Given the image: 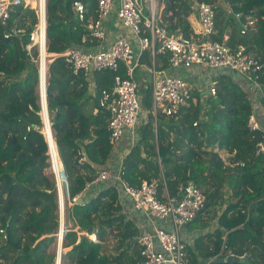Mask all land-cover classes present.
<instances>
[{
  "label": "trees",
  "instance_id": "obj_1",
  "mask_svg": "<svg viewBox=\"0 0 264 264\" xmlns=\"http://www.w3.org/2000/svg\"><path fill=\"white\" fill-rule=\"evenodd\" d=\"M76 1L85 5L86 23L97 19L96 0H48L49 54L76 48L88 52L101 44L78 21L73 7ZM195 1L213 5L216 21L223 22L219 0H161L160 25L170 35L197 37L187 21L197 11ZM225 2L242 25L240 35L230 36L226 43L232 48L246 47L261 67L264 85V0ZM37 24L35 11L24 7L11 10L6 28L0 23V264H56L57 259L51 249L60 228L59 199L56 181L45 173L52 163L45 138L48 132H42L47 117L41 115L37 94L39 51L23 48L31 43ZM6 30H22V34L5 40ZM214 40L224 42L219 32ZM47 58L44 62L48 63ZM170 58L169 52L157 55L156 68L171 70ZM152 62L151 52H144L142 66ZM116 76L127 77L125 66L115 72H95L88 79L83 73L73 74L66 60L57 58L41 88L44 98L47 87L56 161L58 168L60 160L63 165L69 202L66 225L71 227L65 235L61 230L59 236L64 249L61 264H138L141 260L136 243L139 229L124 214L117 186L106 185L80 204L73 201L112 157L108 118L100 113L92 92L113 91ZM214 78L217 95L207 99L209 107L203 106L202 95L193 87L198 104L183 108L174 118L155 117L152 85L147 81L140 86L138 140L123 159V178L133 187L159 180L160 191L167 188L176 197L181 196V187L189 188L193 182L206 195L199 228L205 230L215 223L213 233L195 243L203 258L210 261L248 254L252 264H264V153H258L264 133L248 129L253 96L244 91L239 77L223 70L214 72ZM221 151L228 154L227 160ZM110 239L114 240L113 254L105 250ZM205 239L210 240L207 245Z\"/></svg>",
  "mask_w": 264,
  "mask_h": 264
},
{
  "label": "built area",
  "instance_id": "obj_2",
  "mask_svg": "<svg viewBox=\"0 0 264 264\" xmlns=\"http://www.w3.org/2000/svg\"><path fill=\"white\" fill-rule=\"evenodd\" d=\"M96 1L98 17L90 23H86L85 5L81 1H76L73 6L78 21L101 43L99 47L88 52L76 48L60 54L48 53V0H0V23L7 24L11 10L15 7L35 11L38 24L31 33V43L23 48L29 52L34 49L39 51L40 76L44 73L46 84L49 67L48 63L44 62V57L64 58L73 74L83 73L88 79L95 72L103 70L115 72L120 66H125L127 77H114L113 91L104 90L100 94V112L108 118L110 142L114 147L128 132L131 135L132 147L138 140L142 100L139 93L141 85L135 73L140 67H145L142 66L141 59L146 51L151 52L153 59L149 75L153 97L152 113L155 117L163 114L174 118L183 108L198 104V99L193 98L192 94L193 87L197 86L193 85L186 75H171L167 70L156 68L155 57L169 52L171 70L182 69L188 71V74L195 68L214 72L228 70L235 73L245 86L244 91L253 96L254 110L248 120V129L264 133V85L259 75L261 67L245 46L232 48L226 42L214 40L218 30L213 5L207 3L197 5L201 31L196 33L197 37L188 38L170 35L169 31L160 25L161 0ZM113 13L117 16L122 29L128 32V36L110 38L112 34L106 28L105 22ZM246 28L247 26L243 27V33ZM19 34H22V30L13 32L6 30L4 38L8 40ZM205 84L208 86L207 98L215 97L216 81L211 79ZM41 88L40 85V95ZM197 124L195 123V126ZM258 153H264V143L259 144ZM60 177L64 182L63 170ZM93 185H99L100 189L106 185L117 186L121 194L131 201L134 209L146 216L147 222L138 226L139 235L136 243L141 253L138 264H192L183 231L206 205V195L201 189L195 187L189 191L187 187H181L179 189L181 196L176 197L171 196L167 188L161 192L160 181L156 179L143 181L140 186L133 187L123 178L122 165L118 168L106 166L98 171L96 180L89 183L73 201L78 203L80 199L83 200V194ZM164 185L166 187L165 182ZM59 209L60 213L62 209L65 212V201L63 204L61 199ZM68 229L66 227L67 231ZM245 256L249 257L248 254Z\"/></svg>",
  "mask_w": 264,
  "mask_h": 264
},
{
  "label": "crops",
  "instance_id": "obj_3",
  "mask_svg": "<svg viewBox=\"0 0 264 264\" xmlns=\"http://www.w3.org/2000/svg\"><path fill=\"white\" fill-rule=\"evenodd\" d=\"M198 3L195 1V8L197 9ZM217 7L223 12V22L219 21L217 22V30L219 32V38H221L224 42H227L230 40V36H236L238 37L241 33V23L239 22V18L236 17L231 8L228 7L226 4L225 0H219L217 2ZM162 8V6H161ZM162 11V9H161ZM113 16V15H112ZM114 17L109 18L107 21L113 20ZM105 22V25L107 23ZM187 21L189 22L191 28L195 33H199L201 31L200 29V24H199V19H198V12L195 11L191 16L188 17ZM229 22V23H228ZM228 23V24H227ZM196 25V27H194ZM111 39L114 38L115 36H128V32L126 30H122V32H119L117 34L111 33ZM57 59V58H56ZM153 63V62H152ZM152 63L150 66H152ZM150 66H145L141 68L136 75V78L138 79L140 85H146L147 81H150V75H149V67ZM167 72L171 75H177V76H185L191 80L193 85L197 86L201 84L202 87L205 86V82L210 81L211 79L216 80L214 78V72L210 70H203V69H192L189 74L188 71L184 70H167ZM219 74V72H218ZM94 95H100L96 94L95 91L92 92ZM101 113V112H100ZM131 135L130 133H126L125 136L123 137V140L114 147L112 157L108 163L107 166H113L114 168H118L122 165L123 159L125 158L126 155L129 154L131 148H132V141H131ZM60 167V174L62 172V166H61V161L58 163ZM100 190L99 185H93L88 190L85 191L83 194V198L85 200L92 199L95 197ZM122 204L124 207V214L127 216L128 219L133 220L136 222L137 227L142 224L146 223V216L144 213H140L136 211L129 199L123 194L122 196ZM65 201V200H64ZM205 214V211L203 215ZM202 215V216H203ZM61 216V215H60ZM202 216L198 217L197 219L193 220L188 226L184 227L183 231V238L184 240L188 243V248H189V259L191 263L195 264H210L205 258H203V253L201 249L195 248V243L197 239L201 236H204L208 233H213V230L215 228V223L212 222L210 227H208L205 230H202L197 226V222L199 218ZM65 218V214H64ZM66 226V225H65ZM70 226V225H69ZM71 227V226H70ZM69 228V227H68ZM139 229V228H138ZM66 230V227H65ZM67 231V230H66ZM59 238V235H58ZM97 239V238H96ZM209 239H205L204 244L209 243ZM108 243V242H107ZM113 246V253L114 251V240L111 242ZM203 248V252L206 249L205 247ZM214 260V259H213Z\"/></svg>",
  "mask_w": 264,
  "mask_h": 264
},
{
  "label": "water",
  "instance_id": "obj_4",
  "mask_svg": "<svg viewBox=\"0 0 264 264\" xmlns=\"http://www.w3.org/2000/svg\"><path fill=\"white\" fill-rule=\"evenodd\" d=\"M6 27L7 26L5 25V28ZM45 79L46 78H45V75L43 73V75L41 76V84H40L41 86L42 85H46ZM100 99H101L100 95H97L98 107H100ZM41 106H42V114H44L47 117V120L44 121V125H45L44 130L48 131V135H45L44 132H43V134L45 135L46 141L49 144V148H50L49 153H50V156H51L52 169L54 171V176H55V179L57 181L58 197H59V199H61V197L63 195L62 184H61V181H60L61 174L59 172V168H58L57 161H56V144L54 142L53 132H52L51 124H50V115H49V109H48V103H47V88H45V96L41 100ZM31 128L35 129V126H32ZM54 144H55V146H54ZM61 166H62V170H64L62 162H61ZM194 188H195L194 183L193 182L190 183L189 188H188L189 191H192ZM78 203L79 204L82 203V199H80L78 201ZM205 209H206V205H205L204 209L201 210L198 213V216L196 217V219L203 215ZM59 211H60V209H59ZM64 214L65 213L63 212V209H62V212L60 213L61 216H60V228H59V234H58L59 236H60L61 230L63 232H65V218H64ZM186 226H188V225H186ZM62 252H63V242H62V237H61V239L59 237L58 254H57L56 264H59L60 261L62 262ZM213 262L215 264H238V263L239 264H252L250 259H249V257H247V256L241 257V256H237V255H230V256H228V257H226L224 259H215Z\"/></svg>",
  "mask_w": 264,
  "mask_h": 264
},
{
  "label": "rangeland",
  "instance_id": "obj_5",
  "mask_svg": "<svg viewBox=\"0 0 264 264\" xmlns=\"http://www.w3.org/2000/svg\"><path fill=\"white\" fill-rule=\"evenodd\" d=\"M112 17H114L113 18V20H111V21H107V23H106V28L109 30V32H110V34L111 33H115V34H117V33H119V32H122V30H124V29H122V27H121V24H120V22L118 21V19H117V16H115V14L113 13V16ZM117 24V25H116ZM55 60V58H53V57H50L49 59H48V67L51 65V63L53 62ZM50 61V62H49ZM214 81H216V80H214ZM47 82H48V75H47ZM198 87L199 88H197V87H195V89L202 95V99L204 100V104H203V106L204 107H209V103H208V101H207V90H208V86L205 84V86L204 87H202L201 86V84H199L198 85ZM143 88V87H142ZM37 94L39 95V97H40V102H41V95H40V85H39V87H38V89H37ZM264 110V109H263ZM41 114H42V111H41ZM45 127V126H44ZM42 132H44V129H43V131ZM220 154L227 160L228 158H229V156H228V154L225 152V151H221L220 152ZM46 175L50 178V179H54V180H56L55 179V176H54V173L52 172V169H49V170H46ZM60 178H62V177H60ZM63 191H64V200L66 201L65 202V209L68 207L67 205H69V202H67L68 201V196H67V186L64 184V182H63ZM59 199V198H58ZM218 212H220V211H218ZM65 213V225H66V211L64 212ZM201 222H202V219H200L199 218V220L197 221V222H195V223H197V226H200L201 225ZM65 227H69L70 228V226H65ZM93 240H95L96 239V236H92L91 237ZM113 241V239H110L109 241H108V243L105 245V250H106V252L108 253V254H113V246H112V242ZM58 243H59V238L57 237V241H56V244H54L53 245V247H52V249H51V251L52 252H55L56 254H58ZM63 251H64V249H63ZM62 255H63V252H62ZM60 264H61V262H60Z\"/></svg>",
  "mask_w": 264,
  "mask_h": 264
},
{
  "label": "bare ground",
  "instance_id": "obj_6",
  "mask_svg": "<svg viewBox=\"0 0 264 264\" xmlns=\"http://www.w3.org/2000/svg\"><path fill=\"white\" fill-rule=\"evenodd\" d=\"M42 116H43V119H45L46 118V116L44 115V114H42ZM47 130H44V133H46L47 134ZM54 146H55V144H54ZM56 152H57V149H56ZM59 171H60V167H59ZM61 184H62V190H63V181L61 182ZM64 191H63V195H62V197H61V202L62 203H64ZM68 206V205H67Z\"/></svg>",
  "mask_w": 264,
  "mask_h": 264
},
{
  "label": "clouds",
  "instance_id": "obj_7",
  "mask_svg": "<svg viewBox=\"0 0 264 264\" xmlns=\"http://www.w3.org/2000/svg\"><path fill=\"white\" fill-rule=\"evenodd\" d=\"M59 198V197H58ZM60 212V211H59ZM245 256V255H244ZM244 256H242V257H244Z\"/></svg>",
  "mask_w": 264,
  "mask_h": 264
}]
</instances>
